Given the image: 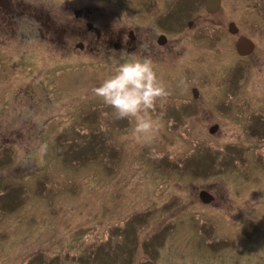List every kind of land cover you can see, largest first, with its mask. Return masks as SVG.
Wrapping results in <instances>:
<instances>
[{
	"label": "rangeland",
	"instance_id": "374dc122",
	"mask_svg": "<svg viewBox=\"0 0 264 264\" xmlns=\"http://www.w3.org/2000/svg\"><path fill=\"white\" fill-rule=\"evenodd\" d=\"M83 4L104 8L113 22L139 6L0 0V134L11 140L0 142V264H264V138L250 135L264 133V0H223L217 14L193 22L224 27L234 19L259 46L245 83L246 111L256 113L248 127L244 115L220 113L221 96L213 99L239 81L228 35L213 46L188 35L182 69L157 74L168 89L199 84L200 113L175 131L157 127L147 143L132 136L129 120L113 122L114 110L93 92L114 73L111 57L69 55L27 32L25 25L52 20L55 32ZM190 8L174 6L164 27L184 22ZM212 123L217 133H209ZM198 139L208 143L194 145ZM200 188L214 201L202 203Z\"/></svg>",
	"mask_w": 264,
	"mask_h": 264
},
{
	"label": "flooded vegetation",
	"instance_id": "af4514ba",
	"mask_svg": "<svg viewBox=\"0 0 264 264\" xmlns=\"http://www.w3.org/2000/svg\"><path fill=\"white\" fill-rule=\"evenodd\" d=\"M185 1L191 7L186 13L187 18L184 22L181 20L178 24L173 22L172 28L167 30L164 27V22L168 21L167 19L170 17L168 15L170 10ZM138 5L135 15L129 9L125 8L124 12L128 13V19L114 22L106 18L104 8L103 10L100 7L87 8L88 6H92V4L77 6L72 10V20L64 19V22H59L60 24L54 27V31L60 34L57 38H54L55 32L48 30L51 28L50 24L55 22L53 20L51 23L43 24L41 22H35L37 19L32 15L29 19L35 23L25 26L29 34H32L30 33L31 30L38 32L42 40L51 45H60L65 48L66 53L69 55L74 53L80 54L81 52L89 55L97 53L94 55H97L99 58L111 57L113 60V58L118 59L122 52H127L129 55L151 58L155 64L156 71H161L169 67H173L178 71L182 69L183 63L189 60L188 55L192 51V48H190L192 46L187 43L188 35L191 37L193 43L195 40L198 42L206 40L207 46H213L216 40H220L219 34L228 35L233 58H235L230 65V69L239 74V81L236 85L230 86L229 88L222 87L224 91H219L216 95L214 94L213 99L221 96L222 98L217 99L215 102L217 108H224L220 113L236 115L237 117L244 115L245 118L241 125L243 124L248 127L255 118L256 113H247L246 111V109H249L250 103L245 98L248 92V86L246 87L245 83L248 80L247 77L250 71L249 67L252 64V56L257 52L259 46L256 44L254 37L247 34L248 32L242 26L243 23L237 22L234 19L227 21L224 27H217L211 24V19L201 26L193 23L195 22V17L200 16L199 13L208 17L217 14V12L223 9V0H138ZM256 8L257 5H255ZM47 20L51 19L46 15L45 21ZM259 23H262L264 26L263 19ZM259 23L253 22L249 27L258 28ZM67 32H70L68 36H66ZM27 36L28 34L20 36L21 42L24 43ZM243 38L253 46L249 51L243 48L244 53H240L236 45L238 40ZM195 62L197 63L198 60ZM202 78L201 76L199 80L202 81ZM164 83L166 84V82ZM218 84L221 86L224 84V81L218 79ZM168 91L169 95L167 97L157 101L155 110L151 112V115L157 121L158 128L169 132L177 130L175 127L177 122H185L189 117L192 119L197 118L200 113V108L203 105L201 103L203 93L199 84L189 87L184 86V88L168 89ZM226 95L228 97H225ZM235 105L239 107L235 108ZM105 107L109 108L106 105ZM258 113V115H262L261 112L258 111ZM111 116L112 120L116 119L114 115ZM111 119L106 121L108 125L112 121ZM247 120L250 121L249 124ZM209 126V133H217L219 129L217 123H212ZM215 126H217L216 130L211 132V128ZM123 128L125 127H119L118 129ZM250 135L253 139L256 137L264 138V133L250 132ZM1 141L2 145L6 146L11 143L10 138L8 136L5 137L3 134H0ZM192 142L194 145L208 143L204 139H198ZM232 144L235 145L236 143L232 142L229 145ZM224 147L225 145L221 148ZM206 190L213 195L212 201H214V193L208 189ZM199 199L201 200L200 197ZM201 202L204 203L202 200Z\"/></svg>",
	"mask_w": 264,
	"mask_h": 264
},
{
	"label": "clouds",
	"instance_id": "9594fccd",
	"mask_svg": "<svg viewBox=\"0 0 264 264\" xmlns=\"http://www.w3.org/2000/svg\"><path fill=\"white\" fill-rule=\"evenodd\" d=\"M114 73L93 88L96 97L114 110L116 119L132 123V136L138 141L150 142L158 127L151 115L158 100L169 95L164 81L158 76L149 57H137L122 52L113 58ZM46 151V145L41 146Z\"/></svg>",
	"mask_w": 264,
	"mask_h": 264
},
{
	"label": "water",
	"instance_id": "95a60500",
	"mask_svg": "<svg viewBox=\"0 0 264 264\" xmlns=\"http://www.w3.org/2000/svg\"><path fill=\"white\" fill-rule=\"evenodd\" d=\"M210 1H214V0H210ZM236 46H238V51L240 53H244L243 50H242L243 48H246L249 51L252 48L253 45L251 43H249L246 39L243 38V39H239L238 40V43H237ZM216 128H217V126L212 127L211 128V132L215 131ZM199 197L201 198V200L204 203H210L212 201V199H213V195L208 193V191L206 189H201L200 190Z\"/></svg>",
	"mask_w": 264,
	"mask_h": 264
},
{
	"label": "trees",
	"instance_id": "16d2710c",
	"mask_svg": "<svg viewBox=\"0 0 264 264\" xmlns=\"http://www.w3.org/2000/svg\"><path fill=\"white\" fill-rule=\"evenodd\" d=\"M234 150H236V148L234 149ZM260 157H262V156H260ZM264 158V157H263ZM203 164V163H202Z\"/></svg>",
	"mask_w": 264,
	"mask_h": 264
}]
</instances>
